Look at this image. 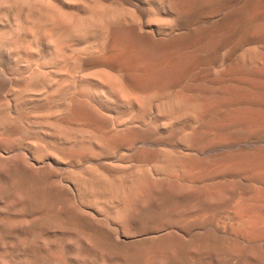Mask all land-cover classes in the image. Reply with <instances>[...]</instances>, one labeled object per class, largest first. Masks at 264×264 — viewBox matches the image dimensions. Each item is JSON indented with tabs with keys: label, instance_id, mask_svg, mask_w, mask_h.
Segmentation results:
<instances>
[{
	"label": "bare ground",
	"instance_id": "6f19581e",
	"mask_svg": "<svg viewBox=\"0 0 264 264\" xmlns=\"http://www.w3.org/2000/svg\"><path fill=\"white\" fill-rule=\"evenodd\" d=\"M0 264H264V0H0Z\"/></svg>",
	"mask_w": 264,
	"mask_h": 264
},
{
	"label": "rangeland",
	"instance_id": "374dc122",
	"mask_svg": "<svg viewBox=\"0 0 264 264\" xmlns=\"http://www.w3.org/2000/svg\"><path fill=\"white\" fill-rule=\"evenodd\" d=\"M65 245H67V244L65 243Z\"/></svg>",
	"mask_w": 264,
	"mask_h": 264
}]
</instances>
